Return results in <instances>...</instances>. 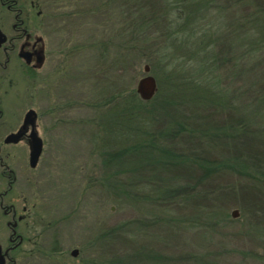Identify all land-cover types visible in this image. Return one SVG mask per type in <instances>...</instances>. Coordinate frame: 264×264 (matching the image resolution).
Segmentation results:
<instances>
[{
	"label": "rangeland",
	"instance_id": "obj_1",
	"mask_svg": "<svg viewBox=\"0 0 264 264\" xmlns=\"http://www.w3.org/2000/svg\"><path fill=\"white\" fill-rule=\"evenodd\" d=\"M167 1L18 0L31 17L40 9L46 15L35 19V30L41 29L47 40L40 50L49 46L47 63L38 66L41 77L25 82L15 78L19 96L5 101L12 123L33 108L42 114L41 129L48 133L39 169L27 175L20 167L24 180L16 188L19 208L34 206L37 229L44 230L41 243L51 254L29 264H150L149 255L160 264H264V123L245 128L232 109L253 102L264 91V48L252 49L241 40L253 30L264 33L257 21L264 0H219L218 19L207 20L217 27V65L211 70L227 94L222 107L186 101L185 82L177 80L162 92L175 96L173 103H150L156 95L144 101L138 94L146 65L150 75H165L156 61L166 39ZM12 18L0 4V24L7 32ZM41 20L44 26L39 28ZM63 46H75L73 58L66 51L72 60L68 65ZM186 56L189 62L174 67L179 75L182 67L194 68ZM7 70L4 75H15L13 68ZM131 91L156 110L153 127L159 146L213 162L241 158L252 172L244 176L224 168L205 173L188 162L162 164L156 159L122 172L106 165L116 153H104L95 145L97 122L104 123L115 103L107 101ZM168 116L180 124L171 133L166 132ZM9 130H1L0 139ZM142 153L151 155L150 149ZM27 177L31 181L26 182ZM235 210L238 218L232 217ZM214 213L231 218L216 224L210 216ZM56 239L64 252L51 251ZM75 249L79 255L74 258Z\"/></svg>",
	"mask_w": 264,
	"mask_h": 264
},
{
	"label": "trees",
	"instance_id": "obj_2",
	"mask_svg": "<svg viewBox=\"0 0 264 264\" xmlns=\"http://www.w3.org/2000/svg\"><path fill=\"white\" fill-rule=\"evenodd\" d=\"M218 1L191 0L183 3V0H170L165 2V17L168 20V27L165 36H163L166 39L163 38L164 41L160 46L161 59L159 57L156 61V67L164 68L165 75L161 77L156 74L157 72L154 73L159 85V91L150 103L154 101H156L155 103L165 102L166 104L167 101L168 103H173L175 96L171 99L170 93L166 91L162 94V92L165 89L171 90L170 86L172 82L170 81L177 80L182 81V83L185 82L184 86L187 91L184 92L183 98L190 103L195 105L211 103L210 105L217 107L227 104V94L221 88L217 74L211 70L217 65L213 47L219 39L215 35L217 32L214 31L217 30V27H214L215 24L212 21L208 22L207 20L209 18L212 20L213 18L218 19L215 15L218 10ZM262 15L257 17V21L258 26L262 27L264 31V13ZM206 25H209L210 31H213L214 34H211V32L204 33L209 28H206ZM253 32L255 33H249L241 37V40L243 39L245 42L251 43L250 48L252 49L264 48L261 46L256 47L264 42V33L260 35L255 30ZM211 36L213 39H210ZM174 38L175 40H173ZM191 41L195 42L194 45H191ZM189 48L190 52L188 51ZM67 50L70 51L73 58L75 46L61 47V53L66 59V65L72 61L66 55ZM185 54L190 55L191 60L195 62L194 68L186 69L182 67L184 68V72L179 75L178 70L174 69V67L184 66V64L189 62L184 60L187 58ZM162 59H168L170 61L169 65V61L162 63ZM175 59H177L176 64L173 63ZM173 69L174 71H172ZM190 81H192L194 87L190 86ZM197 81H199L198 84ZM160 97L164 98V100L162 101ZM112 101H115V103ZM108 102H112L114 105L105 114L104 123L101 121L97 122L99 130L93 140L95 145L103 150L104 153L111 150L116 153L113 159L106 163L110 167L114 166L122 172V169L126 167H142V164L147 160L156 159L162 162V164H184L188 162L205 173H213L224 168L238 172V174H243L244 176L252 172L247 161L241 158H234L231 161L213 162L211 160L186 156L181 152H174L173 150L159 146L160 142H158L153 127L157 112L153 107L148 108L145 106L144 102L140 100L134 91L128 92L125 95L119 94ZM232 109L242 118L243 122L241 126H245V128H252L258 125V123H264V120L258 121V119H264V91L253 102L244 105H234ZM165 118L168 125L167 133L179 129L180 124L171 116ZM149 149L151 155L142 153L144 150ZM119 170L115 171L118 172ZM89 183L92 185V180ZM159 194L166 195L161 189ZM210 216L212 220L217 221L216 224L228 221L231 218L227 213L219 215L214 213ZM147 258L150 264H160L155 256L149 255Z\"/></svg>",
	"mask_w": 264,
	"mask_h": 264
},
{
	"label": "flooded vegetation",
	"instance_id": "obj_3",
	"mask_svg": "<svg viewBox=\"0 0 264 264\" xmlns=\"http://www.w3.org/2000/svg\"><path fill=\"white\" fill-rule=\"evenodd\" d=\"M0 4L13 16L10 24L12 33L5 30L8 27L0 24V30L7 38L6 42L0 45V131L10 129L0 139V187H5L3 191H0V264H29L36 258H51V254L49 255L47 249L41 243L44 230L37 229L38 226L34 220L36 217L34 206L29 203V205H24L20 209L19 203L21 201L16 195V188L24 180L20 167L25 168L24 171L27 175H31L39 169L49 144L46 136L48 133L45 129V132H42L43 116L33 108L26 110L23 118L20 121L18 120L19 123L16 121L12 123L7 117L8 112L5 101L11 96L17 99L16 88L20 85H18L19 81H16L15 78H22V81L25 82L41 77L38 66L47 63L49 46L47 45V48L45 46L46 50H40L43 41L47 42V40L41 29L39 33L35 30L36 25H38L35 19L38 17L45 18L46 15L40 9L34 17H31L28 13H25L18 0H0ZM31 8L33 11L36 9V4L33 1L31 2ZM42 21L44 20L40 21L39 26L41 27L39 28L44 26L41 23ZM30 26L34 29L30 30ZM37 34L41 36L35 39ZM15 61L19 62L18 66H15ZM12 68L15 75H4L7 69L12 70ZM11 90L13 91L12 94L10 93ZM30 110L36 112L35 125L29 124L23 129L18 143H6V139L10 135L18 134L21 131L25 117ZM17 123L18 126L15 127ZM33 132H36L43 140V152L36 168H32L30 165ZM4 151H7L6 156ZM29 181L31 179L27 177L26 182ZM18 201L20 202L17 204ZM52 246L51 251L64 252L58 239L54 240Z\"/></svg>",
	"mask_w": 264,
	"mask_h": 264
},
{
	"label": "water",
	"instance_id": "obj_4",
	"mask_svg": "<svg viewBox=\"0 0 264 264\" xmlns=\"http://www.w3.org/2000/svg\"><path fill=\"white\" fill-rule=\"evenodd\" d=\"M7 40L5 34L0 30V45L5 43ZM26 55V54H25ZM24 56V55H23ZM29 56V54H27ZM26 57V56H25ZM151 68L149 65L145 66L144 76L138 83L137 92L140 95L141 99L144 101L152 100L158 92V83L154 76L150 75ZM36 120V112L34 110H30L24 121V126L18 134H12L6 139V143H18L20 140V136L22 135V131L29 124L35 125ZM43 152V140L37 135L36 132L32 134V143H31V154H30V165L32 168H36L40 157ZM239 211L235 210L232 213L233 218H238ZM79 255V250L75 249L72 251V256L77 257Z\"/></svg>",
	"mask_w": 264,
	"mask_h": 264
}]
</instances>
